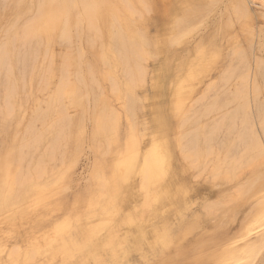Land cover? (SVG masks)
<instances>
[{"label": "rangeland", "instance_id": "374dc122", "mask_svg": "<svg viewBox=\"0 0 264 264\" xmlns=\"http://www.w3.org/2000/svg\"><path fill=\"white\" fill-rule=\"evenodd\" d=\"M113 1L117 7L121 1L128 23L138 31L129 41L141 50V73L132 81L119 54L112 80L104 78L109 44L98 24L88 27L81 41L75 42L68 27L64 34L53 27L48 38L44 31L51 10L44 5L52 0H0V264H173L174 258L176 264H208L195 242L219 224L204 225L207 205L219 191L237 192L239 209L243 198L254 201L255 196H246L252 178H264V167H258L264 164V0L250 4L251 14L243 17L230 0ZM112 19L118 47L122 27L116 15ZM200 40L212 42L216 52L200 49ZM81 46L86 88L76 74V47ZM127 53L129 61L134 54ZM254 74L259 76L255 84ZM128 87L136 98L134 116L126 113ZM97 101L119 116L101 142L91 133ZM161 140L172 143V180L181 182L179 198L162 213L149 207L145 218L141 215L137 175L113 182V202L91 182L102 170L116 175L122 160L135 158L139 166L150 145ZM97 156L100 168L93 167ZM221 173L232 182L211 187L209 175ZM262 189L256 195L264 200ZM121 198L128 199L123 208ZM263 200L257 201L261 210ZM57 203L62 209L46 210ZM246 209L233 221L231 209L223 214V223L209 236L239 232ZM53 224L65 225L58 243L47 241L39 256L24 259L29 240ZM263 226L256 233L264 232ZM83 229L93 230L98 251L73 249ZM137 232L143 233L139 244L132 240ZM109 240L115 241L111 248ZM175 241L181 244L177 256ZM189 255L192 259L185 260Z\"/></svg>", "mask_w": 264, "mask_h": 264}, {"label": "bare ground", "instance_id": "6f19581e", "mask_svg": "<svg viewBox=\"0 0 264 264\" xmlns=\"http://www.w3.org/2000/svg\"><path fill=\"white\" fill-rule=\"evenodd\" d=\"M257 1L258 0H230V3L233 7L234 12L239 16L243 17V16H249L251 14L252 11L249 9V5L256 4ZM119 2H120L119 3L120 7H117L115 1L113 0H52V3L51 4L49 3L48 6H46V4L44 5L45 8H49L51 10V16L49 20L50 23L46 25V29L44 32L48 36V38H51L52 35L51 32L53 27L55 26L58 27L59 31L57 32H59V34L60 33L64 34V29L68 27V29L74 31L73 32L75 34L74 39L76 42L78 40L79 41L82 40V38L86 35L88 27L90 26L95 27L96 24H98L100 28L103 30L104 33L103 35L105 39H107L106 41H108L109 44V48L106 49L105 52L103 53L105 62L108 65V69H106V72L104 73V78L108 80H112L111 70L115 66H119L120 58H118L117 56L119 54L121 55L120 57L123 59V61L126 60L124 64L127 66L126 72L130 80L131 81L135 80V78H137L141 73L140 71L141 68L139 66V59H138V54L140 53L141 50L139 49V47H137L132 43L133 41H129V40H133L135 37H137L138 31L133 25H130L128 23V20L125 17L126 15L124 14L125 7L121 4V1ZM113 15L117 16L122 27L121 35L117 37L118 38L117 42L119 45L118 47L115 46L116 40L114 39V34L112 32L113 29L115 28V22L112 19ZM189 25H191V23ZM188 36L190 37V33L188 34ZM198 44H199V48L206 51L207 53L214 54L216 52V46L212 42L205 44L202 43V40H200ZM261 44L263 43L261 42ZM77 47H76V51H77L76 55L78 60V66H77L76 74L79 76L83 86L86 88L88 84V79L86 77L87 72L86 73L84 72L85 70L84 67L86 66V63L84 62L83 55L80 54V52L83 50V47L82 46H81L82 48L79 47L80 48L79 50H77ZM262 47H264V45ZM127 52L130 53L132 52V54H134L133 55L134 59L129 57V61H127V57H126L128 54ZM98 55L100 56L99 52ZM110 55L113 56L114 59L113 61L111 59L112 56L110 57ZM242 57L240 58V60L243 62L244 57L243 58ZM256 75L257 74H254L253 77L251 76V80L253 81V84H255V81L257 79ZM257 77L259 76L257 75ZM256 85H260L258 83V80ZM126 95H127L126 113L130 116H134L135 108L137 104L134 93L130 87H128V91ZM86 98L88 99L87 101L89 102L90 100L88 96ZM92 107H93L92 110L93 112L91 111V118H90V120H92V128L90 127L92 131L91 133H93L94 141H97L96 138L99 137L98 141L100 139L101 142L102 139L104 140L107 139V135L110 132V130L112 128L114 129L116 124L115 122L119 120V116L116 118L115 116L116 113L107 103H105V101H97L92 105ZM234 117L235 115L231 114L232 120L234 119ZM89 149L94 150L93 148H89ZM171 149H172V143L168 140L153 142L150 145V148L145 153V156L143 155L144 159L142 158L143 160L139 166L137 164V159L131 157L129 162H125L124 160L121 161L122 166L121 167L118 166L119 169L116 175L106 176L104 171L102 170V172H99L97 176L91 178L92 179L91 182L96 183L98 184V186L102 187L105 190L106 200L113 202L115 199V190H114L115 188L113 182L117 179L121 180L122 182L129 181L132 178V176L137 175L139 179L138 186L142 192L140 195L141 215L145 218L147 213H149L147 211L149 207H153V212L155 214L162 213L166 205L171 203L175 198H179L180 195L181 182L174 181L175 178L172 180V177L174 176L173 175L174 171L170 169V164H169L171 158ZM93 152L96 153L97 151L94 150ZM93 152L92 154H94ZM96 155L98 154L96 153ZM100 160H101L100 156H97L93 167L100 168L101 166ZM262 163L258 167H264V164ZM0 170H2L1 162H0ZM223 174L224 173H221L219 176L214 178H211V176L209 175L208 179L210 181V186L219 187L225 185L228 182H232V181L227 182V179L225 177L220 178ZM230 178L232 179L234 178V176L230 175L229 179ZM252 179L254 180L251 182L252 186L248 188L249 191L247 190L246 193V196L248 194L251 198H253V196L256 197L258 195L257 191L259 192V189L260 188L262 189V187H264V178L262 179L261 177L256 176ZM128 183L129 182H127V184ZM127 187L128 186H126V188ZM2 190L3 188L0 185V194ZM221 192L222 191H219L217 193L216 195L217 200L214 203L211 204L210 202V204L207 205V210L209 214L208 217L205 218L204 225L206 224L207 228H209L211 222L215 220L218 221L219 224L214 226L212 225L211 229L210 228L209 229L212 230V227L215 228L217 226H220V224L223 223L222 215L228 214L230 209L232 210L233 213L234 210L233 207H235V210L236 209L237 210L235 213H233V216L231 217L232 221L235 220V218H237L238 214H240V212L244 208H247L246 210H249V212H247L245 217L241 219L242 220L241 224L243 227H241L239 232L236 231L223 232L222 234H219L216 237H212L211 235L209 236L210 230L206 231L201 236L202 238L200 240L195 241L196 245H198V249L200 247L201 254L202 255L204 254L209 258L208 264H240L242 260H243L242 264H262V262H264V232L260 231L261 233L260 234L259 232L256 233V230L258 228L261 229L262 226L264 225V221L262 223L263 220L262 218H264V215L262 213L264 212L263 211L264 209L262 208L263 210H261V208H259L260 206L262 207L263 205V204L261 205L262 202L259 203L261 199L263 200V198H261V196L259 195L257 196V198L259 197V199L256 198L255 200L254 197V201H250V198L249 201H247L248 197H245L247 199L243 198V200L241 201L242 203L240 205V208L238 209L237 203L235 202L237 201V199L235 198L237 192L235 196H232L227 192L226 193L225 192L221 193ZM258 200L260 201L257 202ZM127 201H128L127 198H121L120 206L123 208V204H125ZM191 203L192 201L190 202V206ZM62 207H63V203H57L47 208L46 210L53 209V211H55L54 209H57L58 211V209H62ZM222 208L225 209V212L222 210L224 213L220 211V209ZM53 211L52 213H54ZM245 213L246 211L244 212V214ZM187 215L188 212L184 213L185 218ZM126 219L128 220V223H131V216H129ZM255 224L257 225L256 227ZM64 226L65 225L62 224L61 225L53 224L49 226L48 230H47L48 227L46 226L41 227V229L38 231L39 235L36 234L34 237H32L31 240H29L30 244L21 254L22 257L27 261L33 260L34 258L39 256L45 242L51 241L53 243L54 242L58 243V240L62 234ZM93 234H94L93 230L83 229L80 232L77 240L74 242L73 249L76 251L78 250L98 251L97 246H95L92 241ZM141 237H143V233L137 232L134 235H132V240L136 244H139L141 241ZM157 237H158L157 234H152V238H157ZM209 238L213 241L209 242L207 240ZM108 242L110 244V248L113 247L115 244V241L109 240ZM180 247L181 244L175 241L173 245V249L175 251L174 254L176 256L179 254ZM94 251L93 253H95ZM241 251L242 253L245 252L244 256L241 253ZM113 252L114 249L112 253ZM15 254H17V251H13L11 255L14 256ZM246 255H248L249 257ZM184 259L188 261L191 260L192 257H190V255L184 256ZM173 264H176L175 258Z\"/></svg>", "mask_w": 264, "mask_h": 264}, {"label": "snow or ice", "instance_id": "6c2138e0", "mask_svg": "<svg viewBox=\"0 0 264 264\" xmlns=\"http://www.w3.org/2000/svg\"><path fill=\"white\" fill-rule=\"evenodd\" d=\"M262 264H264V262H262Z\"/></svg>", "mask_w": 264, "mask_h": 264}]
</instances>
